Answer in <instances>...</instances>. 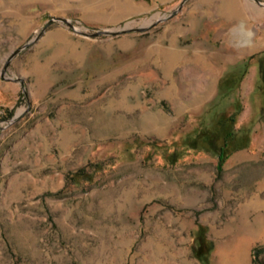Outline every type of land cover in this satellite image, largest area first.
<instances>
[{
	"label": "rangeland",
	"instance_id": "1",
	"mask_svg": "<svg viewBox=\"0 0 264 264\" xmlns=\"http://www.w3.org/2000/svg\"><path fill=\"white\" fill-rule=\"evenodd\" d=\"M263 37L264 0H0V264H264Z\"/></svg>",
	"mask_w": 264,
	"mask_h": 264
},
{
	"label": "trees",
	"instance_id": "2",
	"mask_svg": "<svg viewBox=\"0 0 264 264\" xmlns=\"http://www.w3.org/2000/svg\"><path fill=\"white\" fill-rule=\"evenodd\" d=\"M222 84L220 85L222 87L223 82H221ZM227 135H230L232 133V129H231V125L228 126L227 130ZM226 135V137H227ZM228 145L227 141L225 140L224 144L221 146L220 152H219V157H220V161H219V168L221 169L223 166V162L225 159V147ZM259 248L261 247H255L253 252H254V263L253 264H257V250H259Z\"/></svg>",
	"mask_w": 264,
	"mask_h": 264
},
{
	"label": "crops",
	"instance_id": "3",
	"mask_svg": "<svg viewBox=\"0 0 264 264\" xmlns=\"http://www.w3.org/2000/svg\"><path fill=\"white\" fill-rule=\"evenodd\" d=\"M245 25V23L244 22H242L241 24H239L238 26H240V25ZM237 26V27H238ZM246 26V25H245ZM236 28V27H235ZM241 28H239L238 29V31L240 30ZM233 32H234V30H233ZM239 33H240V31H239ZM240 41H241V37L239 36V38H238ZM241 42H247L246 40H243V41H241ZM259 44H264V37H263V39L261 40V42L259 43ZM246 47V46H245ZM216 72V69L213 67L210 71H209V74H208V76L207 77H209V76H213L212 78L214 79V73ZM207 77L205 78V80L207 79ZM205 80H204V83H205ZM213 81V80H212ZM202 87H204V85L202 86ZM212 87V86H211Z\"/></svg>",
	"mask_w": 264,
	"mask_h": 264
},
{
	"label": "bare ground",
	"instance_id": "4",
	"mask_svg": "<svg viewBox=\"0 0 264 264\" xmlns=\"http://www.w3.org/2000/svg\"><path fill=\"white\" fill-rule=\"evenodd\" d=\"M245 32H248V33H250V34H252L253 33V31H250V30H248V29H246V28H242L241 30H240V33H245ZM251 41H252V39H251ZM190 264H194V262H192V261H190Z\"/></svg>",
	"mask_w": 264,
	"mask_h": 264
},
{
	"label": "water",
	"instance_id": "5",
	"mask_svg": "<svg viewBox=\"0 0 264 264\" xmlns=\"http://www.w3.org/2000/svg\"><path fill=\"white\" fill-rule=\"evenodd\" d=\"M58 18L59 19H62L64 21H67L69 24H71L72 26H74V24L68 18H66V17H58ZM123 29H125V28H123ZM98 32H101V31H98Z\"/></svg>",
	"mask_w": 264,
	"mask_h": 264
}]
</instances>
